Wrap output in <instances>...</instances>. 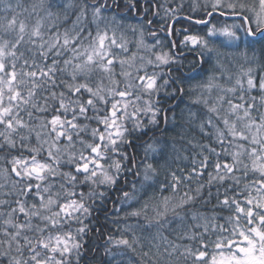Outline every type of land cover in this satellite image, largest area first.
<instances>
[{
	"label": "snow or ice",
	"instance_id": "snow-or-ice-1",
	"mask_svg": "<svg viewBox=\"0 0 264 264\" xmlns=\"http://www.w3.org/2000/svg\"><path fill=\"white\" fill-rule=\"evenodd\" d=\"M121 8L137 0H0V264H81L86 221L114 190L131 210L105 264H264V0H193L207 31L180 44L212 68L188 88L190 157L138 144L182 98L183 57Z\"/></svg>",
	"mask_w": 264,
	"mask_h": 264
},
{
	"label": "trees",
	"instance_id": "trees-1",
	"mask_svg": "<svg viewBox=\"0 0 264 264\" xmlns=\"http://www.w3.org/2000/svg\"><path fill=\"white\" fill-rule=\"evenodd\" d=\"M199 3H203L204 0H198ZM192 3L193 0H151V3L147 2V0H137V10L134 12H126L123 8L120 11L124 12V14L128 17L124 21L126 24H139V23H147L149 19L152 20V26L146 28L145 31V42L149 45L154 44L156 40H160L163 44L164 50H169L173 52V48L171 45L172 40L166 34L168 32V26L171 22V16L166 19H161L164 16V9L160 8L159 5L163 4L165 8H173L176 9L175 15H187L196 19H205L206 15L202 9H197L196 12L192 11ZM183 4V7H179V5ZM148 9L147 14H144V9ZM159 11V15H154ZM208 11H211V8H208ZM227 20V19H226ZM213 23H217L216 19L212 20ZM228 23H239L240 21L235 19L227 20ZM163 26V27H162ZM219 26V25H218ZM207 29L203 25H198L193 22L180 19L178 20L172 31L173 40L176 43V52L178 54L184 53L178 56L183 57V64L180 68V74L185 77L184 81V94L177 93V96L182 98L170 99L166 104L163 105L164 108L171 107V111L168 113L169 122L165 123L163 120L160 121L159 127L153 131H149L147 135L140 137L138 144H142L149 137H153L158 141H166L169 144V151L171 156H175L176 152L171 150V145L174 143L177 150L181 151L182 155L191 156V153L197 151L192 148L187 142L192 138L193 135L199 138L198 132H190L188 130V125L185 119L182 117H186L189 109L195 110V106L192 104V100L198 95V92H188V88L191 85H195L198 82H202L211 72V64L205 62L198 67V58L191 53L185 52H195L197 53L199 49H193V46L189 45L185 47L180 44V41L183 40L185 35H200L204 36ZM148 32H156L155 38L147 35ZM129 39H133L132 35L129 33ZM215 39V38H211ZM218 42V41H217ZM243 47V46H242ZM257 50H259L260 45H256ZM251 52V50H249ZM195 69V71H193ZM167 72V68L163 69ZM173 75H177L174 71ZM171 91V89H168ZM254 95H258L257 93H253ZM173 113L175 114V119H172ZM183 125V127H181ZM181 133L184 135V139L181 140ZM187 149V151H183V149ZM129 152L135 153L137 159L143 156V149L137 146H133L130 149H127ZM2 163V161H0ZM188 161H185L180 164V167H185ZM173 168L176 167V164L172 165ZM129 181L134 180L135 178L131 175L127 177ZM163 176H161V180ZM131 185L125 186L123 191H130ZM169 193H164V195H168ZM121 196V192L119 191H111L108 194V199L105 200L103 205H97V209L93 211V215L90 220L86 221V223L90 227V231L84 237L86 243L84 245V256L81 260V264H105L106 257L104 254V248L106 245V239L109 235H118L115 232L116 224L113 223V220L118 217H123L125 211H130L131 209L123 208L119 213L115 209H119L121 207L120 200L118 199ZM143 201H141L142 203ZM215 204V200L212 201ZM135 207H140V204L134 205ZM210 207V206H209ZM224 216L229 215L227 211L222 213ZM223 221H221L222 223Z\"/></svg>",
	"mask_w": 264,
	"mask_h": 264
},
{
	"label": "water",
	"instance_id": "water-1",
	"mask_svg": "<svg viewBox=\"0 0 264 264\" xmlns=\"http://www.w3.org/2000/svg\"><path fill=\"white\" fill-rule=\"evenodd\" d=\"M216 15L218 16V13H217ZM188 17H189V16H187V15H182V14H181V15H177L175 20H171V22H170L171 33L169 34V32H167L166 34L168 35V37H169L172 41H174V40H173V37H172L173 27H174L175 23H176L178 20H180V19H184V20H187V21L193 22V23H195V24H197V23H196L197 20H202V19H196V18H192V20H189ZM205 19H208V17H206ZM225 19L229 20V19H235V18L228 17V18H225ZM198 25H199V24H198ZM173 52H174L175 54L178 55V53L176 52V48L173 49ZM185 53H191V54H193L194 56H197L195 52H185ZM181 54H184V53H181ZM181 54H179V55H181ZM197 58H198V57H197ZM200 65H201V63H199V66H200Z\"/></svg>",
	"mask_w": 264,
	"mask_h": 264
}]
</instances>
